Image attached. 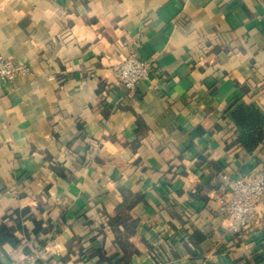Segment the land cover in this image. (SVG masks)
Masks as SVG:
<instances>
[{"label": "crops", "instance_id": "0c3cea01", "mask_svg": "<svg viewBox=\"0 0 264 264\" xmlns=\"http://www.w3.org/2000/svg\"><path fill=\"white\" fill-rule=\"evenodd\" d=\"M0 54L31 70L0 97V264H264V203L217 214L222 173L264 170L231 116L264 113V0H0Z\"/></svg>", "mask_w": 264, "mask_h": 264}, {"label": "built area", "instance_id": "2783aa9c", "mask_svg": "<svg viewBox=\"0 0 264 264\" xmlns=\"http://www.w3.org/2000/svg\"><path fill=\"white\" fill-rule=\"evenodd\" d=\"M151 63L131 52L117 69V85L124 92L134 93L142 80L150 78ZM30 66L11 57L0 54V97L6 86L30 73ZM220 192L217 198L220 218H229L236 230H245L257 221L260 216L257 206L264 203V173L254 176L230 178L225 173L220 175ZM42 244L37 243L28 253L10 264H48L44 257Z\"/></svg>", "mask_w": 264, "mask_h": 264}, {"label": "trees", "instance_id": "16d2710c", "mask_svg": "<svg viewBox=\"0 0 264 264\" xmlns=\"http://www.w3.org/2000/svg\"><path fill=\"white\" fill-rule=\"evenodd\" d=\"M231 116L239 127L238 143L247 151H253L263 140L264 113L254 104L242 102L233 108Z\"/></svg>", "mask_w": 264, "mask_h": 264}]
</instances>
